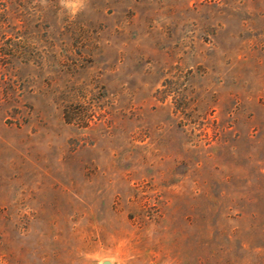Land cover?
Instances as JSON below:
<instances>
[{
	"label": "rangeland",
	"instance_id": "1",
	"mask_svg": "<svg viewBox=\"0 0 264 264\" xmlns=\"http://www.w3.org/2000/svg\"><path fill=\"white\" fill-rule=\"evenodd\" d=\"M264 264V0H0V264Z\"/></svg>",
	"mask_w": 264,
	"mask_h": 264
},
{
	"label": "water",
	"instance_id": "2",
	"mask_svg": "<svg viewBox=\"0 0 264 264\" xmlns=\"http://www.w3.org/2000/svg\"><path fill=\"white\" fill-rule=\"evenodd\" d=\"M103 264H109V262H103Z\"/></svg>",
	"mask_w": 264,
	"mask_h": 264
}]
</instances>
